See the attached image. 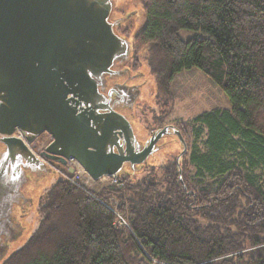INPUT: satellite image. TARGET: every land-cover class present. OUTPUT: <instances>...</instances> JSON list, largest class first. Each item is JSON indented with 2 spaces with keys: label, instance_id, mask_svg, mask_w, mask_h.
<instances>
[{
  "label": "trees",
  "instance_id": "trees-1",
  "mask_svg": "<svg viewBox=\"0 0 264 264\" xmlns=\"http://www.w3.org/2000/svg\"><path fill=\"white\" fill-rule=\"evenodd\" d=\"M140 2L132 57L146 51L157 105L168 111L174 78L199 69L229 107L180 123L181 179L174 159L98 191L55 180L0 264H264V0Z\"/></svg>",
  "mask_w": 264,
  "mask_h": 264
},
{
  "label": "water",
  "instance_id": "water-1",
  "mask_svg": "<svg viewBox=\"0 0 264 264\" xmlns=\"http://www.w3.org/2000/svg\"><path fill=\"white\" fill-rule=\"evenodd\" d=\"M114 6L115 0H0V260L12 241L25 169L46 166L31 150L42 133L51 140L45 158L64 167L75 160L94 180L121 176L126 167L136 171L162 137L174 135L182 146L181 179L178 161L187 145L180 130L166 125L140 141L120 112L133 108L139 88L115 83L107 89L127 74L132 52L111 19Z\"/></svg>",
  "mask_w": 264,
  "mask_h": 264
},
{
  "label": "rangeland",
  "instance_id": "rangeland-1",
  "mask_svg": "<svg viewBox=\"0 0 264 264\" xmlns=\"http://www.w3.org/2000/svg\"><path fill=\"white\" fill-rule=\"evenodd\" d=\"M116 2L118 8H123L125 10L122 14H130V20L126 26L129 27L131 32L133 52V37L144 25V13L141 2L140 0H117ZM179 33L184 39L189 35L188 31L185 30L180 31ZM131 64L133 73L135 74L133 80L135 84L133 85H136L139 88L140 94L132 109L125 108L121 111H123V114L128 116L131 120L135 134L142 142L149 138L154 131L166 125L175 126L177 124L178 126H181V122H188L202 112L211 111L217 107H229L228 99L222 89L214 84L202 71L199 69H192L181 72L174 78L173 92L175 98L171 108L168 111H163L160 106L157 105L154 98L156 88L153 76L147 65L146 51L144 50L139 53L138 63H136L138 64L137 66H135L136 64L133 62V57L130 62V65ZM154 116L159 118L163 117V125L156 126L153 121ZM43 141L40 143L42 146L45 145V142ZM158 146V151L149 157L144 164L139 165L136 171L126 167L124 174L138 173L144 165L154 163L155 161L163 162L164 160L175 159L176 162L177 157L182 150L180 142L174 135L162 137L158 142ZM181 159L182 157L178 161L179 165ZM50 166L51 169L45 171V174L43 175L40 174L38 180L30 182L26 187L24 186L25 191L24 188L23 191L25 193H23V198H25V203H29V209L23 216L21 222L13 221V234L10 236L12 241L7 243L6 254L23 244L33 231L38 217V203L42 201L45 190L50 187L55 180L73 174L71 176L72 178H75L76 181L78 178L83 181L80 175H83L84 173H79L77 170H74L73 173H66L65 167L63 168L61 165L51 164ZM103 187L106 186L102 182H92L87 188L89 190L98 191Z\"/></svg>",
  "mask_w": 264,
  "mask_h": 264
},
{
  "label": "flooded vegetation",
  "instance_id": "flooded-vegetation-1",
  "mask_svg": "<svg viewBox=\"0 0 264 264\" xmlns=\"http://www.w3.org/2000/svg\"><path fill=\"white\" fill-rule=\"evenodd\" d=\"M116 1H115L114 11H113V14H112L111 19L114 20V21H116V30H117V32L121 36L126 37L128 40L132 41L130 29H129V27L126 26L127 23L130 20V14H128V13L122 14V13H124L125 10L123 8H118ZM131 61H132V55H131L130 59L127 61V63L123 66V67H127L128 69H130V71H128L127 74L125 76H123V77H120L118 79L110 80L107 89H109L110 86H112L115 83H126L128 85L135 84L133 82L135 74L133 73L132 64L130 65V62ZM120 112L121 113H124L121 110H120ZM175 126H177L178 129L180 128L177 124ZM9 129L10 128H8V127L6 128V130H9ZM10 130H11V136L13 138H17V139H21L22 138V139H24V136L23 137H20L21 132L18 131L17 129L11 128ZM1 136L2 135L0 134V137ZM42 141L45 142V145L44 146H42L40 144ZM50 141H51L50 140V137L46 133H42L40 136L37 137V139H36L37 147L32 148L31 150H32L33 154L38 159H40L43 163L46 164V166L42 167L41 169H37L34 166L33 167V171L37 170V172H33V171L29 170V169H25V173H26V176H27V179H28L27 180V183L25 184V187L30 182H34L35 180H38L40 174H42V175L45 174V170L46 171L47 170H50L51 169L50 168L51 167L50 166L51 164H57V165H59L58 163H56V162H54L52 160H49V159L45 158L44 155H42L43 149L45 148V146H47V144ZM27 146L30 147V144L27 143ZM4 147H5L4 146V143L0 140V153L3 151ZM62 167L64 168V166H62ZM25 187H24V191H25ZM24 191H23V193H25ZM23 197L24 196H22V198L18 201V203L15 204V206L13 207L14 221H16V222H21L23 216L26 214V212L29 209V207H28V204L29 203H25L24 202L25 201V198H23Z\"/></svg>",
  "mask_w": 264,
  "mask_h": 264
},
{
  "label": "built area",
  "instance_id": "built-area-1",
  "mask_svg": "<svg viewBox=\"0 0 264 264\" xmlns=\"http://www.w3.org/2000/svg\"><path fill=\"white\" fill-rule=\"evenodd\" d=\"M20 137H23L21 134ZM74 163H77L75 160H68L67 166L65 167L66 173L69 172L71 168L74 170H77L79 173H84L83 175H80L83 181L78 178L77 181L80 182L84 187H88L92 182H102L105 186H115L120 187L122 185L121 181L119 180L118 176L112 177V176H103L97 180L92 179L87 172L80 171L76 168ZM53 168V167H52ZM72 180H75V178H72ZM119 225H126L124 220L120 217V220L118 221Z\"/></svg>",
  "mask_w": 264,
  "mask_h": 264
},
{
  "label": "bare ground",
  "instance_id": "bare-ground-1",
  "mask_svg": "<svg viewBox=\"0 0 264 264\" xmlns=\"http://www.w3.org/2000/svg\"><path fill=\"white\" fill-rule=\"evenodd\" d=\"M74 165L76 166L77 169H79L80 171H85L82 166L77 162V163H74ZM86 172V171H85Z\"/></svg>",
  "mask_w": 264,
  "mask_h": 264
}]
</instances>
